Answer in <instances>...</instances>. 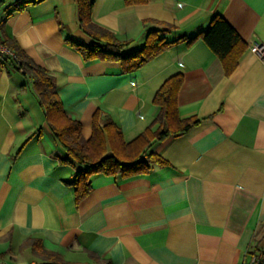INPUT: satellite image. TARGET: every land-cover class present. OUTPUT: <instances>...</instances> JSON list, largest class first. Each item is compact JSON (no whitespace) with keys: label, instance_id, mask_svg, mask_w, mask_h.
I'll use <instances>...</instances> for the list:
<instances>
[{"label":"crops","instance_id":"1","mask_svg":"<svg viewBox=\"0 0 264 264\" xmlns=\"http://www.w3.org/2000/svg\"><path fill=\"white\" fill-rule=\"evenodd\" d=\"M222 16L246 43L226 75L200 37ZM92 19L137 50L160 23L173 41L130 71L116 60L85 59L74 43L92 38L77 0H2L0 39L15 41L53 76L65 113L92 130V115L111 118L125 141L152 125L155 92L182 73L180 118L200 122L153 142L168 164L128 177L93 172L76 202L70 180L81 167L48 127L32 79L4 62L0 70V264H42L30 239L65 261L96 264H252L264 224V0H93ZM184 37V38H183ZM154 127V126H153ZM261 264H264L262 258Z\"/></svg>","mask_w":264,"mask_h":264},{"label":"trees","instance_id":"2","mask_svg":"<svg viewBox=\"0 0 264 264\" xmlns=\"http://www.w3.org/2000/svg\"><path fill=\"white\" fill-rule=\"evenodd\" d=\"M77 1L81 26L92 38L88 45L74 43L85 59L116 60L124 71H130L174 42L166 40L164 36V33L172 29V25L160 23V28L147 32L143 44L137 50L123 51L126 42L119 41L112 31L92 19L93 0ZM139 1L142 0H126L127 3ZM198 37L217 55L226 75L237 66L247 46L236 30L218 14L210 19L205 30L198 32L190 41ZM0 41L14 53V58L6 57L5 61L32 79L34 91L44 107L48 127L66 152L60 160L65 164L81 167L69 181L77 203L91 191L90 174L93 172L128 177L146 173L155 164H168L159 153L151 149L152 143L182 135L200 122L195 116L180 118L178 115L177 96L183 75L176 73L168 77L155 92L153 102L158 106L157 114L152 125L137 137L125 141L119 126L109 117L102 118L101 111L97 109L92 115L91 134L84 138L80 121L69 117L64 111L56 92L54 76L45 67L37 64L15 41ZM255 235V243L249 252H255L252 264H261L264 258V224L258 226ZM29 243L34 256L42 264H76L43 248L38 238H31ZM95 259L96 264H111L108 259Z\"/></svg>","mask_w":264,"mask_h":264},{"label":"built area","instance_id":"3","mask_svg":"<svg viewBox=\"0 0 264 264\" xmlns=\"http://www.w3.org/2000/svg\"><path fill=\"white\" fill-rule=\"evenodd\" d=\"M1 3H2V0H0V6H1ZM250 50L253 53H255L258 57L264 58V44L258 41H254L250 46ZM6 57L14 58V53L12 52L11 49H9L5 44H3L0 41V70H1L3 63L5 62ZM254 260H255V256H253L252 261Z\"/></svg>","mask_w":264,"mask_h":264}]
</instances>
